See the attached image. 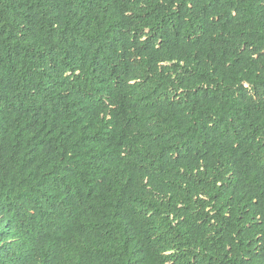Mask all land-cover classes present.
I'll use <instances>...</instances> for the list:
<instances>
[{
  "label": "trees",
  "instance_id": "obj_1",
  "mask_svg": "<svg viewBox=\"0 0 264 264\" xmlns=\"http://www.w3.org/2000/svg\"><path fill=\"white\" fill-rule=\"evenodd\" d=\"M0 264H264V0H0Z\"/></svg>",
  "mask_w": 264,
  "mask_h": 264
}]
</instances>
